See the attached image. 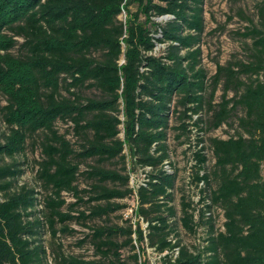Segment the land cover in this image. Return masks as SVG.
Returning a JSON list of instances; mask_svg holds the SVG:
<instances>
[{
    "label": "trees",
    "instance_id": "trees-1",
    "mask_svg": "<svg viewBox=\"0 0 264 264\" xmlns=\"http://www.w3.org/2000/svg\"><path fill=\"white\" fill-rule=\"evenodd\" d=\"M202 4L203 0H0V94L6 99L2 116L8 130L0 136V264H48V250L51 264H123L120 251L126 245L134 248V243L142 246L145 239L158 254L179 247L178 257L172 261L167 255L164 264H264V0L256 7L258 24L251 23L242 34L252 40L249 60L219 66L212 78L211 97L219 84L222 96L217 107L207 104L209 129L220 128L241 110L238 135L209 140L211 169L205 156L196 155L194 181L204 182L203 201H210L206 209L222 212V230L215 232L205 213L195 222L192 203L183 198L180 222L190 233L207 225L206 246L194 254L169 239L176 176L164 174L161 166L169 158L166 140L174 97H180L176 108L184 109L178 118L183 132L188 113L197 115L205 104L206 74L198 69L201 51L195 49L203 32ZM124 11L125 24L118 20ZM162 16L174 20L164 26L153 22ZM153 41L169 44L165 56L149 55ZM62 87L67 97L61 95ZM83 88L96 89L103 97L83 101ZM59 121L73 124L74 134L83 141L79 152L57 132ZM38 134L43 135L45 156L38 180L47 193L48 245L39 236L42 220L32 212L35 192L26 187L13 190L21 172L6 162L23 154L28 139ZM125 147L136 165L154 170L147 188L139 191L138 213L149 224V235L145 237L139 225L135 231L132 226L97 227L92 240L99 259L64 254L57 243L58 225L62 233H73L68 226L73 221L123 211L127 206L116 201L131 195L128 175L93 166L86 176L93 194L90 204L95 205L75 216L77 205H66L63 198L71 193L82 201L75 159L100 164L120 160L125 166ZM120 234L128 237L124 246L117 242Z\"/></svg>",
    "mask_w": 264,
    "mask_h": 264
},
{
    "label": "rangeland",
    "instance_id": "rangeland-1",
    "mask_svg": "<svg viewBox=\"0 0 264 264\" xmlns=\"http://www.w3.org/2000/svg\"><path fill=\"white\" fill-rule=\"evenodd\" d=\"M260 1L261 0H203V32L200 36L199 44L195 49H200L201 51L198 69L203 70L206 74L204 82L205 91L202 93L205 104L197 115L188 113L190 119H185L184 121L188 127L185 132L180 130L181 121L178 119L179 114L183 112L184 109L182 107L176 108L180 97L175 96L171 104L170 126L167 131L166 145L169 154L168 160L175 170L176 184L172 191V199L169 204L175 211V215L169 219V225L172 229L169 239L172 238V240L179 243L181 247L188 248L189 251L194 254H198L206 246L209 228H207V225L199 226L196 228L195 233H190L183 228L180 222L182 217V199L184 198L187 200L195 196L194 193L192 194L185 188L192 171L191 155L197 149L195 145H200L202 147V152H204L203 156H205L207 160L206 167L207 169H211L214 160L209 148V140L212 138L227 140L238 135V119L242 117V111L239 110L234 112L231 119L226 124L213 130L211 128L209 129L208 122L211 114H209L207 104L211 102L214 107H217L221 102L222 85H218L216 93L211 97L213 90L212 78L215 76L218 67L228 66L230 64L236 65L238 62H246L249 60L252 40L243 38L242 34L246 33L247 29L251 27V23H253V25L258 24L256 7ZM129 10L134 14L136 12V7L132 6ZM127 15V11H124L118 18L119 22L125 24ZM140 19L143 22L145 20L143 16H141ZM152 20L161 26L173 21L159 23L154 21V18H152ZM151 30L154 31L155 28L151 27ZM17 41L19 44L22 43L21 39H17ZM153 42L155 48L149 55L155 57L165 56L169 44H162L159 41ZM12 53L15 55L19 54V45L15 47ZM183 54H185V52H182V55ZM123 63L124 61L121 59L120 65ZM79 93L83 101L88 99H100L103 97L96 89L83 88ZM61 95L67 97V93L63 87L61 89ZM231 97L232 95H230V98ZM5 105L6 99L0 94V136L8 132L7 127L3 123L2 116V108ZM176 112H178V114H176ZM119 118L123 121L122 114L119 115ZM55 128L60 135L66 137L76 153L80 151L83 141L81 137H77L74 134L72 123L59 121L56 123ZM122 129L123 127L121 126V134L119 135L121 140L124 139ZM42 140L43 135L39 134L28 139L24 153L16 156L13 160L8 159L6 162L15 164V167L21 172L20 177L14 182L13 190L17 191L22 187H26L35 192L36 201L32 212L35 217L42 220V230L39 236H43L42 242L48 245L51 232L47 221L44 220V215L47 214L44 209L47 193L43 190L38 180L39 166L45 158L42 151ZM123 154L125 155V166L124 162L120 160L100 164L96 160L79 161L75 159V164L78 163L80 166L76 186L81 192L79 197L82 198V201H78L71 193L63 194L66 205H77L73 210L75 216H78L80 212H88L91 207L95 205V203L90 204L89 198H91L93 194L89 193L91 192V182L86 176V172L89 171L91 167H104L105 169L116 171L122 176L128 175L129 178L133 176L135 181L140 180V175L142 173L141 168L136 165V160L132 157L128 147H125ZM109 186L110 188L120 187V185ZM116 202L127 206L132 203V200L129 197L126 200ZM63 211L67 213L70 209H68V206H65ZM211 214L214 231L217 232L220 229L222 230L224 220L221 211L213 207ZM163 215L169 216V213H166L164 210ZM68 226L73 233H62L61 230L63 226H57V229L60 230L57 235L59 236L57 243L61 246L62 252L68 256L90 261L100 258L92 240L93 231L97 227L128 228L131 225L124 219V211H120L108 217L90 219L87 222L73 221ZM127 240L128 237L121 234L117 237L119 245L124 246ZM134 245V248L131 245H126L120 251L123 264H164L163 260H160L159 254L149 247L147 240H145L142 246L137 243H134ZM47 252L48 264H51V251L48 250ZM135 256H137V259Z\"/></svg>",
    "mask_w": 264,
    "mask_h": 264
},
{
    "label": "built area",
    "instance_id": "built-area-1",
    "mask_svg": "<svg viewBox=\"0 0 264 264\" xmlns=\"http://www.w3.org/2000/svg\"><path fill=\"white\" fill-rule=\"evenodd\" d=\"M172 20H174L173 16H162V17L154 18V21L159 22V23L168 22ZM159 37L160 35H156L155 38H159ZM195 147H197V149L191 155L192 156L191 157V166H192L191 176L188 178V184L185 188L189 190L192 194L193 193L195 194V196H192L189 200L192 203L194 220L195 222H197L200 214L202 213H205L204 215L206 217V220L212 219V214H211L212 208L210 210H207L206 206L210 205V201L207 199L203 201V198L206 197L205 193L202 195V191L205 188L204 182L194 181L195 167L198 166L197 161H196V155L199 153L201 155H204V152H202L201 150L202 147L200 145L197 146L196 144ZM139 167L141 168V171H142L140 175V180L135 181V178L133 176L129 178V189L131 190L130 199L132 200V203L130 205H127V207L123 211H124L125 221H127L133 227V229H136L137 225H139L143 232V235L146 237L149 235V230H148L149 224L145 222L143 217H141L138 213V210L140 207L139 191L141 188H147L148 183L150 181L149 175L153 174L154 170L151 167H141V166ZM161 171L166 175L176 176L175 170L169 160H166L162 164ZM200 176H202V174H200ZM133 236H135V234H133ZM170 241H172L173 244L176 243L175 241L172 240V238L170 239ZM179 250H180L179 247H175L171 252H164L163 254H159V258L160 260H164V258L167 255H169L172 258V261H174L179 255Z\"/></svg>",
    "mask_w": 264,
    "mask_h": 264
}]
</instances>
